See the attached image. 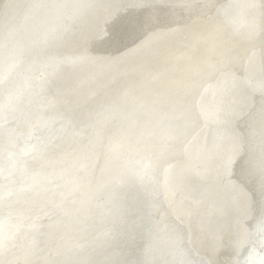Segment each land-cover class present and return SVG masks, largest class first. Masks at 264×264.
Listing matches in <instances>:
<instances>
[{
  "label": "bare ground",
  "instance_id": "bare-ground-1",
  "mask_svg": "<svg viewBox=\"0 0 264 264\" xmlns=\"http://www.w3.org/2000/svg\"><path fill=\"white\" fill-rule=\"evenodd\" d=\"M0 264H264V0H0Z\"/></svg>",
  "mask_w": 264,
  "mask_h": 264
}]
</instances>
